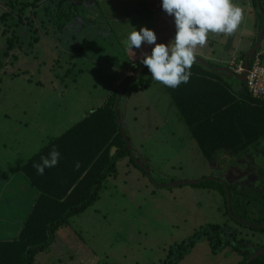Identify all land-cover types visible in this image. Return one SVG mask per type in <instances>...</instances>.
Returning a JSON list of instances; mask_svg holds the SVG:
<instances>
[{"label":"rangeland","instance_id":"rangeland-1","mask_svg":"<svg viewBox=\"0 0 264 264\" xmlns=\"http://www.w3.org/2000/svg\"><path fill=\"white\" fill-rule=\"evenodd\" d=\"M15 1L34 2L39 7L27 8L24 14L30 19L18 25L0 24L2 31L9 29L1 38L2 47L13 34L19 37L0 68V237L12 234L37 198L30 194L34 190L28 182L22 183L20 164L49 138L60 136L100 109L118 89L119 78L129 81L125 71L132 69L130 52L97 0ZM258 1L264 10V0ZM258 1L232 0L244 12L239 28L230 36L209 32L208 36L213 34L209 39L212 45L207 42L208 47L196 49L207 58L203 60L208 66L214 64L208 68L211 73L227 78L237 90L243 86L234 82L227 64L238 62L233 57L249 52L250 37L258 41L263 36ZM70 2L73 5L68 6ZM8 11L6 0H0V16ZM60 11L61 17H70L62 30L55 20ZM19 14L16 11L14 16ZM227 43L232 46H225ZM257 51L264 53V36ZM128 88L119 114L132 149L129 156L140 168L129 156H119L97 202L59 228L50 250L39 253L35 264H164L171 251L178 256L186 247L190 248L179 264H241L244 253H255L251 245L255 241L244 235L252 234L250 229L238 227L241 233H236L239 239L252 241H246V248H241L229 232L223 235L231 250L214 252L211 239L207 240L208 226L228 221L219 190L189 184L162 186L205 178L213 181L212 174L228 164L238 167L229 174L231 181H240L243 166L237 164L249 162L252 178L259 175L250 182L255 188L258 178L264 177V172H257L264 169V140L241 157L221 152L210 161L200 151L165 86L152 79L149 69ZM249 194L253 196V192ZM239 201L238 210L250 218L251 209H259L254 200ZM253 233L256 238L258 232Z\"/></svg>","mask_w":264,"mask_h":264},{"label":"trees","instance_id":"trees-1","mask_svg":"<svg viewBox=\"0 0 264 264\" xmlns=\"http://www.w3.org/2000/svg\"><path fill=\"white\" fill-rule=\"evenodd\" d=\"M6 4L10 11L0 16V24L2 23L4 27L8 23L18 25L25 18L30 19L24 11L29 7L34 9L39 7L34 2L23 4L15 0H6ZM70 5L73 4L70 2L68 6ZM16 11L20 14L14 16ZM61 16L62 11L57 13L55 20H58L57 27L62 30L70 17ZM260 18L261 29L263 19L262 16ZM10 19H14L15 23ZM7 27L3 31L0 28V68L4 65L3 57L9 55L15 48V43H19V37L13 34L4 41L5 47H2L1 38L8 33ZM256 39L257 37L253 39L252 45L255 44ZM246 54L244 53L243 58L240 59H244ZM252 63L250 61L249 65ZM208 68L194 62L188 83H181L174 89L164 86L200 151L208 160L212 161L213 157L221 152H229L231 155L241 157L264 140V101L251 96L244 86L245 83L237 80V74L234 76V82L243 86L239 90L235 89L232 82V85L229 84L225 80L227 78L214 75ZM118 89L100 109L78 121L60 136L49 138L50 140L21 167V181L24 179L26 184L28 182L36 191L37 198L28 216L22 222L16 223L14 229L18 230L17 233L15 230L14 236L0 237V264H35L39 253L50 250L55 232L66 226L72 217L85 212L97 202L104 182L115 171L118 157L129 156L115 110ZM54 147L60 152L59 163L55 167L46 168L44 174L39 175L33 164L40 163L41 157L48 156ZM114 147L117 151L111 156ZM129 157L131 163L136 165L131 155ZM77 162L80 163L78 170ZM261 172H264V169ZM259 179L260 177L256 183L258 191L253 193V196L249 192L245 194L235 192L233 186L226 182L206 178L195 186L219 190L224 195V202L228 201L226 190L228 188L232 206L245 198L249 203L254 200L257 206L261 207L262 217L257 223L260 224L264 220V198H262L264 177L260 181ZM207 228L208 233H215L218 226L212 225ZM220 234L216 233L218 238L215 235L211 241L214 252L218 249L220 251L223 247L224 242ZM244 241H239L241 248H246L240 245ZM193 245L191 248L194 247ZM256 246L255 253L243 254L241 264H246L263 248L258 244ZM189 248H184L178 256L170 250L169 258L164 264H179L185 254L187 255L186 250ZM251 264H264V253Z\"/></svg>","mask_w":264,"mask_h":264},{"label":"clouds","instance_id":"clouds-1","mask_svg":"<svg viewBox=\"0 0 264 264\" xmlns=\"http://www.w3.org/2000/svg\"><path fill=\"white\" fill-rule=\"evenodd\" d=\"M162 8L175 17L177 32L169 45L158 44L155 32L147 27L139 31L132 27L124 44L129 52L141 48L145 42L155 45L150 55L143 53L141 63L149 69L154 81L173 89L189 82L190 69L196 61V49L206 45L208 33L230 36L239 28L244 15L243 9L233 4L232 0H162ZM59 159L60 152L54 147L33 167L39 175H43L45 169L55 167ZM79 168L80 163L77 162L76 169Z\"/></svg>","mask_w":264,"mask_h":264},{"label":"crops","instance_id":"crops-1","mask_svg":"<svg viewBox=\"0 0 264 264\" xmlns=\"http://www.w3.org/2000/svg\"><path fill=\"white\" fill-rule=\"evenodd\" d=\"M97 2L99 3L100 9L102 13L105 15V17L109 18L113 23H115L118 29V35L120 36L118 37V39L120 40V42L122 43V45L124 46L126 50L127 48L124 44V41L127 35L132 31V27L135 28L137 31H139L143 27H147L148 29L154 31L157 36L158 44L169 45L170 42L175 39L176 32H177V28L175 24V17L170 16L163 10L162 0H97ZM247 28L246 30L248 31ZM255 30H256V27H255ZM211 35L213 34H210L208 36L207 42H209ZM250 40L253 43L251 37H250ZM209 44L212 45L210 42ZM227 45L232 46L231 43H227L225 46ZM255 45H256V41L254 45L251 44L249 52H247V54L245 55V58L248 55V53H250L254 49ZM154 47L155 45H148L145 42L141 45V48L139 49L134 48L133 52H130L131 57H132L131 58L132 69L125 71L126 79H130L134 77L136 73H138L139 68H141V66L143 65L141 63V58H142L143 53H148L150 55ZM205 47H208V46L204 45V48ZM244 53L245 52H243L242 55H239L238 57H233V58L234 59L235 58L240 59L241 57L243 58ZM263 54L264 53L258 52L256 50V52L253 55L252 54L250 55L249 61L251 62L256 61L258 59V55L261 59ZM195 55L197 58L202 57L201 59H207L203 57L202 53L200 52H195ZM245 58L242 59L244 64L246 63ZM210 60L220 62V59H217V58H210ZM232 62L229 61L227 66H229ZM125 82H126L125 80H122L119 78L117 85L122 86ZM126 89H128V87ZM63 133L64 132H62V134ZM27 145L29 144L28 143L24 144V146H27ZM43 145L36 148L33 151L34 152L33 154L38 152L42 148ZM31 156H29L27 159L26 158L24 159L25 161L20 164L19 170H21V167L26 163V161ZM22 183L26 184L25 182H22ZM30 194L32 195L33 199L37 195L35 190L30 191ZM15 230L16 229L12 230V234L10 235V237L14 236ZM17 231L18 230H16V233ZM7 236L8 235H5V237Z\"/></svg>","mask_w":264,"mask_h":264},{"label":"flooded vegetation","instance_id":"flooded-vegetation-1","mask_svg":"<svg viewBox=\"0 0 264 264\" xmlns=\"http://www.w3.org/2000/svg\"><path fill=\"white\" fill-rule=\"evenodd\" d=\"M258 3H260L258 1ZM257 23H259V21H257ZM257 23H256V29H257ZM264 36V35H263ZM248 165L249 162H241V163H238L237 165H240V166H243L241 169L243 170V179L238 181V180H233V182L231 181V175H229L232 171L234 172V170H238L236 166L232 165V164H228L227 166L225 167H222V168H219V172H216V174L214 175V173L212 174V177L213 179H215L216 181H223V182H226L227 184H230L231 186H233V190L237 193H242V194H245V193H248V192H253V193H256L257 188L253 187L250 182H253L255 181V179H257L258 177V173L256 175H254V178H252V174L254 172H249L251 171V167L250 165H248L247 167H244V165ZM257 168V167H256ZM248 170V174L245 175L246 171ZM240 171V170H239ZM262 169H259L257 170V172H261ZM247 190V191H246ZM230 193V191H229ZM240 203L237 202L235 206H232V202H231V205L229 206L228 204V201L227 202H224V206H225V215H227V218H228V221L220 224V223H216V224H211V225H217L218 228L216 229L215 233H208L209 230L206 231V235H207V240L211 239V241L214 239L216 233L217 234H220L221 238H223V247L221 249H230L228 248V243L226 242V240L224 239V235L223 233L224 232H229L230 234V237L232 239H234V241H241L242 239H239L237 236H236V233H241V229H239L238 227L240 228H245V229H250L251 230V233H246L244 232V235L246 237H251L252 240H254L255 242L252 243L251 245H253V247H257L256 245H261L263 246V248H261L260 250L264 249V236H261L259 234L263 233L264 231V220L261 221L260 224H257L259 222V219L261 216V207H259V209H251V213H252V217L250 218L249 216L245 215L244 213H241V211L238 210L239 208V205ZM257 206V205H256ZM233 223V224H232ZM226 228H228L229 230H226ZM253 232H258V235L257 237L255 238V234ZM217 236V235H216ZM209 238V239H208ZM218 238V236H217ZM245 238V237H244ZM248 243H250L251 241L250 240H246ZM246 241H244L242 244V246L245 245V243H247ZM250 246V244H249ZM212 251L214 250L213 248H211ZM231 250V249H230ZM235 252V251H234ZM237 253V251H236ZM239 254H243V253H239Z\"/></svg>","mask_w":264,"mask_h":264},{"label":"water","instance_id":"water-1","mask_svg":"<svg viewBox=\"0 0 264 264\" xmlns=\"http://www.w3.org/2000/svg\"><path fill=\"white\" fill-rule=\"evenodd\" d=\"M258 1V0H257ZM259 6H260V8H261V4L259 3ZM261 10H262V15H263V23H264V10L261 8ZM260 32H262V34L261 35H264V24H263V26H262V29H261V31ZM260 35V34H259ZM263 38V36L262 37H260V39L258 40V41H256V45H255V47H254V49L250 52V53H248V55L246 56V58H245V69L246 70H248L249 69V57H250V55L252 54H254L255 52H256V50H258V46L260 45V43H261V39ZM195 62H198V63H201V64H203V65H206V66H208L207 64H206V62L203 60V59H201V58H197L196 57V61ZM209 67V66H208ZM147 69V67L145 66V65H143V66H141V68L139 69V71H138V73H136L135 74V76L134 77H132V78H130L129 79V81L128 82H125L123 85H122V87H120L121 89H120V92H119V96H118V98H117V101H116V104H115V110H116V114H117V119H118V123H119V127H120V131H121V134H122V136H123V138H124V140H125V142H126V149L128 150V151H132V149H131V146H130V144H129V140H128V138L126 137V134L124 133V131H123V125H122V122H121V118H120V114H119V105H120V101H121V99H122V97H123V94H124V92H125V90H126V88L128 87V85H131L132 83H134L140 76H141V74L145 71ZM216 70V69H215ZM228 72L231 74V75H233V76H236V75H234L233 73H231V71L228 69ZM238 78V80L240 81V82H244L245 83V80H246V73L243 75V76H238L237 77ZM117 151V148L116 147H114L113 149H112V151H111V156H113L114 155V153ZM139 165H141V164H139ZM199 182H201V180H199V181H183V182H177V183H173V184H170V185H164V186H162L163 188H172V187H176V186H180V185H185V184H189V185H196V184H198ZM161 186V185H160ZM226 190H227V199H228V204H229V206L231 205V197H230V193H229V189L228 188H226ZM260 252V253H259ZM259 252H257L255 255H253V257L246 263V264H251L258 256H260L261 254H263L264 253V249H262L261 251H259Z\"/></svg>","mask_w":264,"mask_h":264},{"label":"built area","instance_id":"built-area-1","mask_svg":"<svg viewBox=\"0 0 264 264\" xmlns=\"http://www.w3.org/2000/svg\"><path fill=\"white\" fill-rule=\"evenodd\" d=\"M230 71L237 75L246 73L245 84L248 92L254 98L264 101V60L258 59L254 61L248 70L245 69L243 60H235L229 65Z\"/></svg>","mask_w":264,"mask_h":264}]
</instances>
